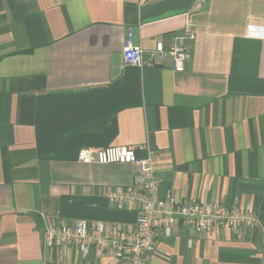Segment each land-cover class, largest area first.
I'll return each mask as SVG.
<instances>
[{
  "label": "crops",
  "instance_id": "1",
  "mask_svg": "<svg viewBox=\"0 0 264 264\" xmlns=\"http://www.w3.org/2000/svg\"><path fill=\"white\" fill-rule=\"evenodd\" d=\"M129 32L141 68L122 63ZM184 34L176 73L151 54ZM124 146L160 157L161 198L260 221L208 236L175 225L147 264H264V0H0V264H118L44 249L41 214L132 230L137 212L106 193L137 167L77 159Z\"/></svg>",
  "mask_w": 264,
  "mask_h": 264
},
{
  "label": "built area",
  "instance_id": "2",
  "mask_svg": "<svg viewBox=\"0 0 264 264\" xmlns=\"http://www.w3.org/2000/svg\"><path fill=\"white\" fill-rule=\"evenodd\" d=\"M186 40L192 41L194 36H177L167 50L162 42H158L151 56H169L173 71L183 72L190 57L185 47ZM121 59L124 66L141 68L145 65L143 50L133 43L132 32L128 34ZM139 151H145L146 156L138 158L136 153ZM77 159L85 165L129 164L137 167L131 187L115 188L106 193L111 208L136 211V223L128 231L102 222L48 220L41 214L44 249L74 251L81 260H88L94 254L98 258L107 256L118 264H147L157 251L158 240L169 238L173 227L178 224L200 236L226 228L239 232L260 227L258 212L250 207L227 208L213 202H188L177 200L171 194L161 198L160 181L156 175L160 157L145 146L83 149Z\"/></svg>",
  "mask_w": 264,
  "mask_h": 264
},
{
  "label": "water",
  "instance_id": "3",
  "mask_svg": "<svg viewBox=\"0 0 264 264\" xmlns=\"http://www.w3.org/2000/svg\"><path fill=\"white\" fill-rule=\"evenodd\" d=\"M204 6H207V1H205Z\"/></svg>",
  "mask_w": 264,
  "mask_h": 264
}]
</instances>
